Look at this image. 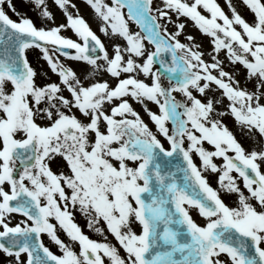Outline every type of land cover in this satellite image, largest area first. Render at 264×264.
<instances>
[{
  "label": "snow or ice",
  "instance_id": "obj_1",
  "mask_svg": "<svg viewBox=\"0 0 264 264\" xmlns=\"http://www.w3.org/2000/svg\"><path fill=\"white\" fill-rule=\"evenodd\" d=\"M84 2L0 0V264H264V0Z\"/></svg>",
  "mask_w": 264,
  "mask_h": 264
},
{
  "label": "rangeland",
  "instance_id": "obj_2",
  "mask_svg": "<svg viewBox=\"0 0 264 264\" xmlns=\"http://www.w3.org/2000/svg\"><path fill=\"white\" fill-rule=\"evenodd\" d=\"M29 2H30V0H13V3L16 4L18 10H20L21 12H26L27 15L33 17L35 23H36L38 26H40V25H41V20L37 18V14H36V12L33 11V10H31V9L28 7ZM76 2H77V4H78V6L80 7L81 13L85 16L86 19L89 20V22H90L91 26L93 27V29L96 30L97 33H98L99 35H101L102 39L105 40V43H107V39L103 36L102 33H100L99 25H98V21H97L96 19H94V16H93V10H92L89 6L86 5V3L84 2V0H76ZM220 2L223 4V3H224V0H220ZM9 15L12 16V18H14V19L17 18V17L11 12V11H9ZM56 16H57V20H58V21H62L63 18H62L61 13H60L59 11L56 12ZM131 26H132V29H133V30H135V31H138V30H139V29L137 28V26L135 25V23H132ZM170 28H171V26H170ZM185 31H186L187 33H192V34L196 37V40H197V41H200V42L203 43V45H204V47H205L206 49L209 48V45H208V38H207L206 36H203V35L199 32V30H198L195 26H193V24H192L191 21L188 22V25L186 26ZM69 34H71V33H69ZM180 39H181L183 42H185V43L188 42V41L186 40L185 35H183V34L180 36ZM36 51H39V50H36ZM29 56H30V58L33 60V63H34V66H35V64H36V52L30 50V51H29ZM40 65H41L42 68H46V67H47L46 62H44V61H42V60L40 61ZM149 106L155 108V106L152 105V104H150ZM134 107H136L137 110L140 111L141 115L144 117V119H145L147 122L151 123V121H150L148 115L144 112V110L142 109V107H141L139 104H135ZM226 122L231 126V124H232V120H231V118H226ZM242 142L245 144V147H248V146H249V142H248V141H242ZM197 162H199V161H197ZM217 162H220V161H217ZM209 178H210V182H212L213 186H214V187H218V185L216 184V174H210ZM222 195L224 196L226 202H228V203H230V204L232 203L231 198H229V197H228L227 195H225L224 193H222ZM12 215L15 217V220H14L13 222H16V221H18V220H20V219H23V217L20 216L19 214L14 213V214H12ZM193 215H194V217H195L198 221L202 222V218L199 217L198 214H197L195 211H193ZM75 219H76L77 223H79V224L82 226L83 230H84L87 234H89L92 238H97V239L100 238L99 235H98L97 233L93 232L91 229H89V228L86 226V220H85V217H84L80 212H77V213H76ZM53 222L55 223V221H53ZM58 234L61 236V238L67 240V237H66V235H65L64 232L60 231ZM41 238L43 239L44 243H45L47 246H49L50 248H52L53 251H57V248H56V247L54 246V244L49 240L47 234H42ZM109 238H110V239H113V242H115V241H114V238H112L111 236H110ZM22 255H24V254H22ZM25 258H26V255H25ZM5 259H6L5 254H4L2 251H0V262H3Z\"/></svg>",
  "mask_w": 264,
  "mask_h": 264
},
{
  "label": "bare ground",
  "instance_id": "obj_3",
  "mask_svg": "<svg viewBox=\"0 0 264 264\" xmlns=\"http://www.w3.org/2000/svg\"><path fill=\"white\" fill-rule=\"evenodd\" d=\"M107 43H108V41H107Z\"/></svg>",
  "mask_w": 264,
  "mask_h": 264
}]
</instances>
